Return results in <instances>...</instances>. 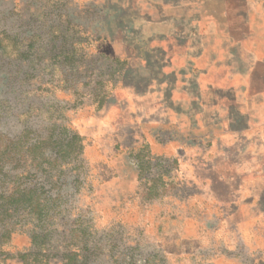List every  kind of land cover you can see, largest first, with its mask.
<instances>
[{"label": "rangeland", "instance_id": "obj_1", "mask_svg": "<svg viewBox=\"0 0 264 264\" xmlns=\"http://www.w3.org/2000/svg\"><path fill=\"white\" fill-rule=\"evenodd\" d=\"M263 75L264 0H0V264H264Z\"/></svg>", "mask_w": 264, "mask_h": 264}, {"label": "crops", "instance_id": "obj_2", "mask_svg": "<svg viewBox=\"0 0 264 264\" xmlns=\"http://www.w3.org/2000/svg\"><path fill=\"white\" fill-rule=\"evenodd\" d=\"M255 58V63L261 62L259 56ZM241 106L242 115L244 114L248 121L247 125L242 126L241 133L252 142V149L257 151V157H260L263 154L261 151L264 150V87L261 90L251 89L250 93H247L242 100ZM248 119H252L253 123L250 124ZM249 134L253 137L251 138ZM244 198H249V196L246 195Z\"/></svg>", "mask_w": 264, "mask_h": 264}]
</instances>
